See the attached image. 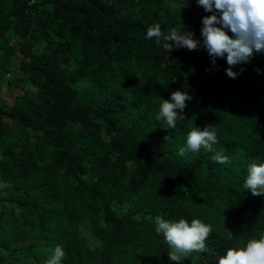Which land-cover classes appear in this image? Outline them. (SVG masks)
<instances>
[{
	"label": "trees",
	"instance_id": "obj_1",
	"mask_svg": "<svg viewBox=\"0 0 264 264\" xmlns=\"http://www.w3.org/2000/svg\"><path fill=\"white\" fill-rule=\"evenodd\" d=\"M211 14L197 0H0V94L11 76L21 89L0 99V264H45L57 245L62 264H215L264 234V195L243 187L264 162V50L229 77L203 45ZM157 23L200 46L166 52L146 39ZM178 89L185 119L164 128ZM206 124L213 151L178 155ZM156 216L211 225L207 251L170 261Z\"/></svg>",
	"mask_w": 264,
	"mask_h": 264
},
{
	"label": "clouds",
	"instance_id": "obj_2",
	"mask_svg": "<svg viewBox=\"0 0 264 264\" xmlns=\"http://www.w3.org/2000/svg\"><path fill=\"white\" fill-rule=\"evenodd\" d=\"M197 2L206 12L212 13L202 19L203 45L213 58L227 54V63L230 67L226 69V73L229 77L235 78L237 73L231 66L247 62L254 51L264 50V0H197ZM229 28L232 36L226 31ZM194 35V32L182 31L177 27L164 32L157 23L148 28L146 39L155 38L158 46L163 41L164 50L171 53L181 47L188 50L197 49L200 41L195 39ZM191 98L187 91L179 89L173 91L170 98L162 99L156 119L166 124L164 128L175 129L177 121L185 119V115L181 113L186 107V101ZM218 142L215 127L210 124H206L203 129L196 126L188 132L186 146L179 149L178 155L198 152L201 148L212 152L213 145ZM212 159L220 164L230 163L229 158L219 151ZM243 187L250 190L254 196L264 195V162L249 164ZM154 222L156 233L163 235L171 249L167 253L170 261L179 262L189 257L192 252L207 251L206 239L213 231L211 225L197 218L189 223L184 218L166 220L162 216H156ZM65 255L62 247L57 245L54 254L45 264H62ZM213 260L215 264H264V234H260L258 238L256 236L249 238L246 245L228 247L224 254L217 253Z\"/></svg>",
	"mask_w": 264,
	"mask_h": 264
},
{
	"label": "crops",
	"instance_id": "obj_3",
	"mask_svg": "<svg viewBox=\"0 0 264 264\" xmlns=\"http://www.w3.org/2000/svg\"><path fill=\"white\" fill-rule=\"evenodd\" d=\"M14 79V77H9V82L7 84H3L2 86V92L0 94V99L6 101L7 105L10 106L15 101V97L18 93L14 92L13 94H10V89H12V86L9 84L11 80Z\"/></svg>",
	"mask_w": 264,
	"mask_h": 264
},
{
	"label": "rangeland",
	"instance_id": "obj_4",
	"mask_svg": "<svg viewBox=\"0 0 264 264\" xmlns=\"http://www.w3.org/2000/svg\"><path fill=\"white\" fill-rule=\"evenodd\" d=\"M6 57H7L6 55L0 56V58H2V59H5ZM14 75L17 76L16 74H14ZM15 78H16L15 81H17V77H15ZM8 82H9V78L6 79L4 84H7ZM17 91H18L17 94H19L21 92V89L17 86H13V89H10V94H13L14 92H17Z\"/></svg>",
	"mask_w": 264,
	"mask_h": 264
},
{
	"label": "built area",
	"instance_id": "obj_5",
	"mask_svg": "<svg viewBox=\"0 0 264 264\" xmlns=\"http://www.w3.org/2000/svg\"><path fill=\"white\" fill-rule=\"evenodd\" d=\"M38 0H28V4H34L35 2H37Z\"/></svg>",
	"mask_w": 264,
	"mask_h": 264
}]
</instances>
